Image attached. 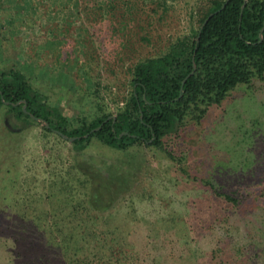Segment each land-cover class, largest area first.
<instances>
[{
    "label": "trees",
    "instance_id": "obj_1",
    "mask_svg": "<svg viewBox=\"0 0 264 264\" xmlns=\"http://www.w3.org/2000/svg\"><path fill=\"white\" fill-rule=\"evenodd\" d=\"M82 1L95 18L142 11L160 20L172 8L168 0ZM193 4L185 32L131 65L129 89L114 113L93 86L94 115L71 123L25 72L2 66L0 112L8 135L40 126L45 134L74 137L66 140L76 154L95 144L119 151L143 145L181 162L172 139L199 125L235 88L264 80V0ZM252 125L259 127L257 140L246 141L244 130L238 149L210 141L207 165L194 173L181 169L185 186H197L184 213L104 209L113 189L97 172L100 165L83 167L75 158L49 179L46 194L29 192L20 171L4 166L13 175L5 186L13 192L20 183L23 190L10 198L15 209L0 207V264H264V123Z\"/></svg>",
    "mask_w": 264,
    "mask_h": 264
},
{
    "label": "rangeland",
    "instance_id": "obj_2",
    "mask_svg": "<svg viewBox=\"0 0 264 264\" xmlns=\"http://www.w3.org/2000/svg\"><path fill=\"white\" fill-rule=\"evenodd\" d=\"M168 2L172 8L155 20L142 11L95 18L87 14L88 2L82 0H0V68L13 65L25 72L71 123L94 115L96 97L89 93L93 86L104 99V107L114 113L129 89L131 65L161 53L187 30L194 0ZM1 117L2 111L0 207L7 204L15 209L10 198L23 190L18 182L13 192L5 186L6 176L13 175H6L4 166L9 165L13 174L20 171L14 177L26 180L29 192L46 194L49 179H56L58 171L75 158L83 167L100 165L97 172L113 189L104 209L130 213L134 209H179L184 213L197 186H185L181 169L194 173L207 165L210 141L238 149L245 144L244 130L246 141L259 138V127L252 124L264 123V80L235 88L220 105L209 108L199 125L189 124L178 139H172L171 147L181 162L143 145L119 151L95 144L76 154L68 140L45 134L40 126L8 135Z\"/></svg>",
    "mask_w": 264,
    "mask_h": 264
},
{
    "label": "water",
    "instance_id": "obj_3",
    "mask_svg": "<svg viewBox=\"0 0 264 264\" xmlns=\"http://www.w3.org/2000/svg\"><path fill=\"white\" fill-rule=\"evenodd\" d=\"M224 6V5H223ZM223 6L221 7V8H223ZM221 9H218V10H216V11H214V12H212V13H210L207 17H206V19H205V21H204V23L202 24V26L205 24V22L213 15V14H216L217 12H219ZM260 37H261V35H260ZM195 70V64H193V71ZM192 71V72H193ZM191 72V73H192ZM185 80V79H184ZM35 119H37V120H40V121H42V123L46 126V127H48L49 125H48V123L47 122H45V121H43V120H41V119H39V118H36L35 116H33ZM100 128V126L99 127H97L96 129H94V130H97V129H99ZM54 132L55 133H57V134H59V135H61L64 139H68L69 141H72L73 139H74V137H67L66 135H64V134H62L61 132H59L58 130H54ZM85 136H88V134H86Z\"/></svg>",
    "mask_w": 264,
    "mask_h": 264
}]
</instances>
